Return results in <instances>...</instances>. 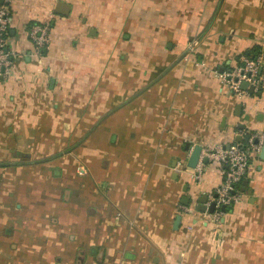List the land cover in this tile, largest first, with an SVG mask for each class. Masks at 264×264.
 Here are the masks:
<instances>
[{
	"label": "crops",
	"instance_id": "0c3cea01",
	"mask_svg": "<svg viewBox=\"0 0 264 264\" xmlns=\"http://www.w3.org/2000/svg\"><path fill=\"white\" fill-rule=\"evenodd\" d=\"M221 1L8 3L0 158L34 161L0 177V264H264V159L216 224L197 207L221 168L187 167V143L264 137V89L217 73L264 50V0ZM34 23L50 26L41 53Z\"/></svg>",
	"mask_w": 264,
	"mask_h": 264
},
{
	"label": "built area",
	"instance_id": "2783aa9c",
	"mask_svg": "<svg viewBox=\"0 0 264 264\" xmlns=\"http://www.w3.org/2000/svg\"><path fill=\"white\" fill-rule=\"evenodd\" d=\"M10 1H0V76L8 74L12 63L6 44L11 22L8 6ZM49 27V24L34 23L30 28L29 34L37 53H41L48 44ZM217 73L221 80L228 84L230 91L236 95L241 96L247 91L242 88L244 82L254 86L255 91L262 90L264 89V50L261 49L254 55H245L243 64L234 70ZM256 138H259V143L253 142ZM263 142L264 137L251 136L250 145L245 148L235 143L229 147L220 144L202 150L194 168V179L197 182L202 180L207 163H216L223 172L222 183L217 187L215 195H211V200L206 203L207 207H210L212 202L215 203V210L209 213L212 223L216 224L224 214L223 206L233 205L240 200L242 192L239 186L248 177L251 159L260 153ZM204 157L208 158L207 162L203 160Z\"/></svg>",
	"mask_w": 264,
	"mask_h": 264
},
{
	"label": "water",
	"instance_id": "95a60500",
	"mask_svg": "<svg viewBox=\"0 0 264 264\" xmlns=\"http://www.w3.org/2000/svg\"><path fill=\"white\" fill-rule=\"evenodd\" d=\"M222 2H223V0L221 1V4H222ZM242 88L243 89H248V90H250V92H254V90H255L254 86L249 85L247 82H244L242 84ZM239 128L241 130H243L244 125H240ZM250 137H251V135L249 133H246V134L238 133V134H236L234 136V141H235V143L240 144V146L242 148H245L246 146L250 145ZM253 142L254 143H259V138L254 139ZM229 146H230V144L227 147H229ZM185 149L187 151H190L189 157H188V160H187V167H190V168L194 169L196 167L198 161H199L200 156H201V152L203 150V145L202 144H196L192 148L191 147V143H187ZM22 155L27 156V157L31 156L29 153H23ZM259 157L261 159H264V142L262 144V147H261V150H260V153H259ZM203 160L205 162H207L208 158L204 157ZM248 184H249V179L245 178L243 180V183H242L241 191H245V188H246V186H248ZM251 192L252 191L250 190V193ZM207 200H208V195L207 194H203L201 199H200V203L198 204L197 208L199 210H202V211H206L208 209V211L213 212L215 210V203L212 202L210 207H207V205H206ZM182 202L184 204H188L189 203V197L185 196L183 198ZM222 210L225 211L226 210V206H223ZM180 220H181V217H180V215H178L177 218H176V221H175V228H178Z\"/></svg>",
	"mask_w": 264,
	"mask_h": 264
},
{
	"label": "rangeland",
	"instance_id": "374dc122",
	"mask_svg": "<svg viewBox=\"0 0 264 264\" xmlns=\"http://www.w3.org/2000/svg\"><path fill=\"white\" fill-rule=\"evenodd\" d=\"M22 155V154H21ZM17 156L15 153H13L12 154V157L10 158V160H5V159H3V158H0V165H4V166H0V177H2V176H4V178H5V170H4V168L6 169V167L7 166H9L12 162L14 163V162H26V163H28V162H30L32 159L30 158V159H27V158H25V157H27V156H24V155H22V156ZM36 160H38V159H36ZM35 160V161H36ZM32 161H34V160H32ZM53 171H54V168L52 169ZM3 186V179H0V187H2ZM17 203V202H16ZM14 205V204H13ZM62 227V226H61ZM64 227H66V226H64ZM4 229H2L1 230V235H3L4 234V231H3ZM78 253V252H77ZM86 264H88V263H86Z\"/></svg>",
	"mask_w": 264,
	"mask_h": 264
},
{
	"label": "trees",
	"instance_id": "16d2710c",
	"mask_svg": "<svg viewBox=\"0 0 264 264\" xmlns=\"http://www.w3.org/2000/svg\"><path fill=\"white\" fill-rule=\"evenodd\" d=\"M257 50H258V48L255 47V48L251 49L250 51H248L246 54H247V55H254V54L257 52ZM252 159H253V158H252ZM252 159H251V161H252ZM0 164H1V163H0ZM0 166H4V165L2 164V165H0ZM242 183H243V182H242ZM240 187H241V186H239V189H240ZM230 207H231L230 210H232L233 205H231Z\"/></svg>",
	"mask_w": 264,
	"mask_h": 264
},
{
	"label": "flooded vegetation",
	"instance_id": "af4514ba",
	"mask_svg": "<svg viewBox=\"0 0 264 264\" xmlns=\"http://www.w3.org/2000/svg\"><path fill=\"white\" fill-rule=\"evenodd\" d=\"M82 256L81 255H79V258H81Z\"/></svg>",
	"mask_w": 264,
	"mask_h": 264
}]
</instances>
